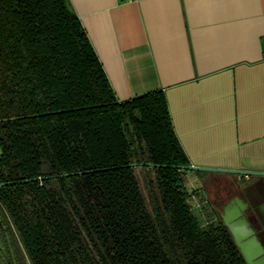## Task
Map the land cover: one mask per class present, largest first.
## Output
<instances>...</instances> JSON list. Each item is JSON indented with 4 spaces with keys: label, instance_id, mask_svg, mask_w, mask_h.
I'll return each mask as SVG.
<instances>
[{
    "label": "trees",
    "instance_id": "obj_1",
    "mask_svg": "<svg viewBox=\"0 0 264 264\" xmlns=\"http://www.w3.org/2000/svg\"><path fill=\"white\" fill-rule=\"evenodd\" d=\"M72 9L0 0V264H246L191 209L164 93L120 101Z\"/></svg>",
    "mask_w": 264,
    "mask_h": 264
},
{
    "label": "crops",
    "instance_id": "obj_2",
    "mask_svg": "<svg viewBox=\"0 0 264 264\" xmlns=\"http://www.w3.org/2000/svg\"><path fill=\"white\" fill-rule=\"evenodd\" d=\"M69 2L120 101L164 93L191 166L264 173V0Z\"/></svg>",
    "mask_w": 264,
    "mask_h": 264
},
{
    "label": "water",
    "instance_id": "obj_3",
    "mask_svg": "<svg viewBox=\"0 0 264 264\" xmlns=\"http://www.w3.org/2000/svg\"><path fill=\"white\" fill-rule=\"evenodd\" d=\"M130 167H158L154 164H131ZM195 172H212L221 174H230L236 176H247L259 179L264 186V173L252 172V171H241V170H225V169H212L203 168L189 165L185 167V171ZM67 176V175H64ZM247 203L240 198L231 200L220 213V221L226 227L231 235L236 248L239 249L246 264H264V247L260 243L254 230L251 227L250 221L245 214L247 209Z\"/></svg>",
    "mask_w": 264,
    "mask_h": 264
},
{
    "label": "flooded vegetation",
    "instance_id": "obj_4",
    "mask_svg": "<svg viewBox=\"0 0 264 264\" xmlns=\"http://www.w3.org/2000/svg\"><path fill=\"white\" fill-rule=\"evenodd\" d=\"M211 206L220 215L222 209L233 199L240 198L248 206L245 214L251 227L264 247V186L259 179L252 178L244 184L241 180L221 181L215 178L210 182ZM208 193V192H207Z\"/></svg>",
    "mask_w": 264,
    "mask_h": 264
},
{
    "label": "rangeland",
    "instance_id": "obj_5",
    "mask_svg": "<svg viewBox=\"0 0 264 264\" xmlns=\"http://www.w3.org/2000/svg\"><path fill=\"white\" fill-rule=\"evenodd\" d=\"M195 171H192V173H194ZM189 173V172H188ZM136 174L139 178L140 181V186L144 191V184L142 181V173L140 170L136 169ZM193 176V174H191ZM194 175H197L196 173H194ZM198 175H200L197 179V185L199 188V193L198 194H193L195 195V199L193 201H191V206H192V211L194 213V215L196 216L199 224L201 225V227H207V225L212 224L214 217H218V220L220 219V215L212 208L211 206V193L212 190H208L207 193V189L204 187L203 183H205L204 181L207 180V178H209L207 181L211 180V177H219V176H225L222 175L221 173H212V172H201ZM207 177V178H206ZM215 179V178H213ZM221 181L226 182L230 179L226 178V177H220L219 178ZM212 182V181H210ZM210 182L208 184H210ZM205 188V189H204ZM198 191V189H197ZM145 193V192H144ZM196 200V201H195Z\"/></svg>",
    "mask_w": 264,
    "mask_h": 264
}]
</instances>
